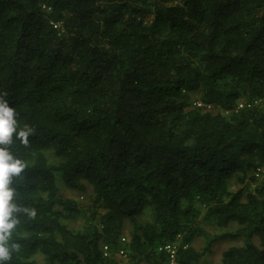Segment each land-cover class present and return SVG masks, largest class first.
Instances as JSON below:
<instances>
[{"label": "trees", "instance_id": "obj_1", "mask_svg": "<svg viewBox=\"0 0 264 264\" xmlns=\"http://www.w3.org/2000/svg\"><path fill=\"white\" fill-rule=\"evenodd\" d=\"M0 98L36 210L8 264H114L125 234L134 264H264V0H0Z\"/></svg>", "mask_w": 264, "mask_h": 264}, {"label": "clouds", "instance_id": "obj_2", "mask_svg": "<svg viewBox=\"0 0 264 264\" xmlns=\"http://www.w3.org/2000/svg\"><path fill=\"white\" fill-rule=\"evenodd\" d=\"M31 131L30 128L17 131L14 108L8 100L0 98V264H8L11 252L18 247L14 243L9 244L12 230L19 223L17 214L23 211L29 217L36 216L35 209L21 208L14 202L13 177L19 176L25 164L15 158L7 147L12 143L13 133L27 144Z\"/></svg>", "mask_w": 264, "mask_h": 264}, {"label": "rangeland", "instance_id": "obj_3", "mask_svg": "<svg viewBox=\"0 0 264 264\" xmlns=\"http://www.w3.org/2000/svg\"><path fill=\"white\" fill-rule=\"evenodd\" d=\"M196 99V98H195ZM214 111H216V109H214ZM59 185L61 188V193L69 198H73L78 200L79 202L83 201L85 198L84 196L79 193L78 191L72 189V188H68L67 186H65L63 181H59ZM83 223V219H78L73 221L71 224L75 227H79L81 226ZM130 228V226L128 225V229ZM128 229L126 231V233H128ZM206 229L209 230L211 233H219L221 232L223 229H216L215 225H213L212 223H206ZM125 236L127 237V239L129 238V236L127 234H125ZM233 240H219L212 252H209L205 255V257L202 259V262L200 264H218L220 261V256L222 254V251L227 248L230 244V246H232L233 244ZM206 245V239L205 237H198L195 242H194V247L198 250H203Z\"/></svg>", "mask_w": 264, "mask_h": 264}, {"label": "built area", "instance_id": "obj_4", "mask_svg": "<svg viewBox=\"0 0 264 264\" xmlns=\"http://www.w3.org/2000/svg\"><path fill=\"white\" fill-rule=\"evenodd\" d=\"M55 26H58L56 24ZM261 99H255L254 101H246V102H241L238 105V109L240 108H245V107H251L254 104L260 102ZM201 105V103H198ZM212 106H208V108H211ZM264 171V162L260 165L258 168V172H263ZM128 241L127 237L124 236L121 238V246L113 249L111 245L109 244H103L102 246V251H103V256L106 258L110 257H115V262L114 264H134L133 261L129 257V249H127L126 242ZM181 244H166L163 247H160L161 250H165L166 252L169 253V262L170 264H178V254H179V248ZM184 247H187V245H184Z\"/></svg>", "mask_w": 264, "mask_h": 264}]
</instances>
